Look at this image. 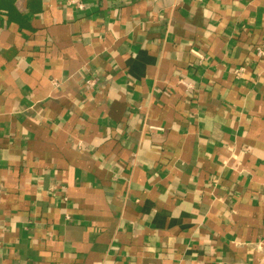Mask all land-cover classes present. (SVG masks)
Instances as JSON below:
<instances>
[{
    "label": "crops",
    "instance_id": "1",
    "mask_svg": "<svg viewBox=\"0 0 264 264\" xmlns=\"http://www.w3.org/2000/svg\"><path fill=\"white\" fill-rule=\"evenodd\" d=\"M0 264H264V0H0Z\"/></svg>",
    "mask_w": 264,
    "mask_h": 264
}]
</instances>
